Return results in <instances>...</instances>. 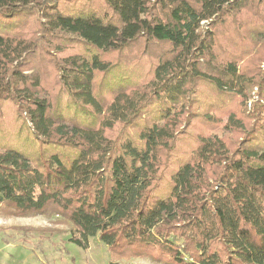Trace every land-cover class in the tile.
<instances>
[{
    "label": "trees",
    "instance_id": "trees-1",
    "mask_svg": "<svg viewBox=\"0 0 264 264\" xmlns=\"http://www.w3.org/2000/svg\"><path fill=\"white\" fill-rule=\"evenodd\" d=\"M32 213L110 264H264V0H0V215Z\"/></svg>",
    "mask_w": 264,
    "mask_h": 264
},
{
    "label": "rangeland",
    "instance_id": "rangeland-1",
    "mask_svg": "<svg viewBox=\"0 0 264 264\" xmlns=\"http://www.w3.org/2000/svg\"><path fill=\"white\" fill-rule=\"evenodd\" d=\"M209 27L210 23H205L202 30ZM207 130L224 135L220 128ZM70 229L71 224L57 215H0V264H110L115 260L99 236L90 238L83 248L71 241ZM119 262L156 264L147 257L119 259Z\"/></svg>",
    "mask_w": 264,
    "mask_h": 264
}]
</instances>
